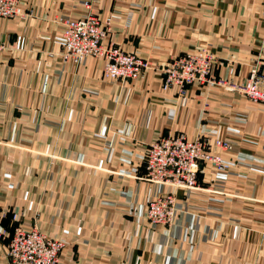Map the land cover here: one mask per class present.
<instances>
[{"label":"crops","instance_id":"0c3cea01","mask_svg":"<svg viewBox=\"0 0 264 264\" xmlns=\"http://www.w3.org/2000/svg\"><path fill=\"white\" fill-rule=\"evenodd\" d=\"M90 14L109 21L104 44L150 69L109 80L102 59L63 60L61 22ZM0 44V226L62 242L60 264H264V105L219 87L178 94L160 71L203 48L217 78L256 69L264 90V0H20ZM178 135L224 142L229 168L201 165L191 190L143 181L148 145ZM170 192L172 224L149 223Z\"/></svg>","mask_w":264,"mask_h":264},{"label":"built area","instance_id":"2783aa9c","mask_svg":"<svg viewBox=\"0 0 264 264\" xmlns=\"http://www.w3.org/2000/svg\"><path fill=\"white\" fill-rule=\"evenodd\" d=\"M20 0H0V18H13L19 13ZM63 46L60 57L77 64L84 58L94 57L104 61L103 76L109 80H136L150 69L147 61L124 52L120 47L104 44L109 32V21L90 14L79 20H64ZM5 48L0 44V52ZM217 58L205 49L171 58L160 68L163 88L176 87L183 94L191 85L219 87L235 92L249 100L264 105L262 78L252 69L247 80L234 83L214 75ZM233 74V69H229ZM224 142L205 138L188 140L183 136L159 137L146 151L142 180L170 186L174 190H191L198 187L201 165L216 171L229 168L220 156L227 149ZM176 213L174 193L159 194L148 203L146 217L151 224L170 226ZM0 243L11 264H60L59 255L64 244L49 238L36 227L0 226Z\"/></svg>","mask_w":264,"mask_h":264},{"label":"rangeland","instance_id":"374dc122","mask_svg":"<svg viewBox=\"0 0 264 264\" xmlns=\"http://www.w3.org/2000/svg\"><path fill=\"white\" fill-rule=\"evenodd\" d=\"M201 49H203V48H201ZM199 50H200V49H199ZM229 74H230V73H229ZM248 77H249V76H248ZM247 79H248V78H246L245 80H247ZM245 80H244V81H245ZM244 81H243V82H244ZM221 89H222V88H221ZM242 96H243V95H242ZM220 156H221V154H220ZM221 157H222V156H221ZM222 159H223V158H222ZM205 166H207L208 168H210V166H208V165H205ZM210 169H211L212 171H216V170H213L212 168H210ZM141 178H142V177H141Z\"/></svg>","mask_w":264,"mask_h":264},{"label":"bare ground","instance_id":"6f19581e","mask_svg":"<svg viewBox=\"0 0 264 264\" xmlns=\"http://www.w3.org/2000/svg\"><path fill=\"white\" fill-rule=\"evenodd\" d=\"M199 175V174H198Z\"/></svg>","mask_w":264,"mask_h":264}]
</instances>
